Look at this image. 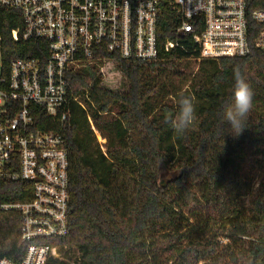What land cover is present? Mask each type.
Listing matches in <instances>:
<instances>
[{
	"label": "trees",
	"instance_id": "trees-1",
	"mask_svg": "<svg viewBox=\"0 0 264 264\" xmlns=\"http://www.w3.org/2000/svg\"><path fill=\"white\" fill-rule=\"evenodd\" d=\"M251 7L264 8V0ZM180 24L173 4L163 1L158 42L179 46L152 61L116 57L115 68L105 70L110 81L120 73L116 89L95 66L72 69L65 73L67 94L84 107L71 100L63 121L38 109V128L62 135L69 160V233L52 241L60 256L49 264H264V54L252 47L242 57L201 58ZM22 29L19 12L0 6L4 64L46 58L45 42L22 40ZM191 58L199 62L189 79ZM238 77L254 96L236 136L224 112ZM182 92L195 97L197 118L178 135L167 119L178 112ZM19 219L17 212H0V257L17 260L23 253Z\"/></svg>",
	"mask_w": 264,
	"mask_h": 264
},
{
	"label": "built area",
	"instance_id": "built-area-1",
	"mask_svg": "<svg viewBox=\"0 0 264 264\" xmlns=\"http://www.w3.org/2000/svg\"><path fill=\"white\" fill-rule=\"evenodd\" d=\"M163 1L0 0L19 12L22 40L44 41L47 49L45 59L17 57L8 64L0 52V212L19 214L24 244L17 260L2 256L0 264H49L60 256L52 241L69 233L68 153L59 132L38 128V109L63 121L71 100L84 107L67 94L65 73L72 69L92 65L104 78L106 63L115 66L116 57L152 61L179 46L158 42ZM169 1L199 57H242L252 47L264 54V17L257 16L264 8H252V0ZM11 33L17 40L19 30Z\"/></svg>",
	"mask_w": 264,
	"mask_h": 264
},
{
	"label": "clouds",
	"instance_id": "clouds-1",
	"mask_svg": "<svg viewBox=\"0 0 264 264\" xmlns=\"http://www.w3.org/2000/svg\"><path fill=\"white\" fill-rule=\"evenodd\" d=\"M257 16L264 17V13H257ZM253 96L254 92L250 85L242 77H238L233 90V103L224 112V120L230 131L236 136L240 135L246 127L248 116L253 107ZM194 99V96L180 93L176 100L179 110L174 116L167 119L170 127L178 135H182L195 123L197 117Z\"/></svg>",
	"mask_w": 264,
	"mask_h": 264
},
{
	"label": "rangeland",
	"instance_id": "rangeland-1",
	"mask_svg": "<svg viewBox=\"0 0 264 264\" xmlns=\"http://www.w3.org/2000/svg\"><path fill=\"white\" fill-rule=\"evenodd\" d=\"M188 62H189L188 63L189 68L185 71V73H186V77H188L190 79L191 76H192V74H194L197 71L198 62L199 61L191 58V59H188ZM106 65H109L111 68H115L114 63L109 62V63H106ZM101 78L103 79V76H101ZM121 81H122V77H121V75H120L119 72H116L115 77L112 79V81L108 80V76L106 77V75L104 76V79H103V82H104V84H106L107 87L115 88V89L120 86V84L122 83ZM174 82L178 86H180V84H181L180 78L174 80ZM185 86L186 85H184L182 87H185ZM88 121H90L89 122L90 128L93 130V134L95 135L96 141L99 143V145L101 146V148L105 151V143H106V140L103 137H101V135L99 134V132L94 128L93 121H92V119L90 117H89V120ZM162 179L164 181V178L163 177H162Z\"/></svg>",
	"mask_w": 264,
	"mask_h": 264
},
{
	"label": "water",
	"instance_id": "water-1",
	"mask_svg": "<svg viewBox=\"0 0 264 264\" xmlns=\"http://www.w3.org/2000/svg\"><path fill=\"white\" fill-rule=\"evenodd\" d=\"M164 182H165V179L163 181V179L161 178L160 181H159L160 186H163L165 184Z\"/></svg>",
	"mask_w": 264,
	"mask_h": 264
}]
</instances>
